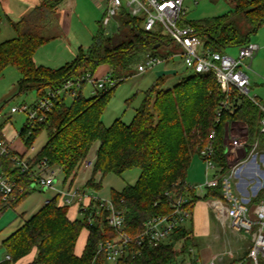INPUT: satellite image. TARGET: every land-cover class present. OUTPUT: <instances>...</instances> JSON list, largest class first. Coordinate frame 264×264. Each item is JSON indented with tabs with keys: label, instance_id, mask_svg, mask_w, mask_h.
<instances>
[{
	"label": "trees",
	"instance_id": "trees-1",
	"mask_svg": "<svg viewBox=\"0 0 264 264\" xmlns=\"http://www.w3.org/2000/svg\"><path fill=\"white\" fill-rule=\"evenodd\" d=\"M58 3L59 0H38L20 20H10L17 36L0 43V77L8 68H16L21 74L18 94L36 91L37 98L48 87L60 86L84 73L94 74L103 64L109 65L119 80L115 86L89 98L83 94L86 86L83 84L77 96L61 97L44 123L34 127L25 123L20 136L28 150L42 131L47 132L45 145L30 163L47 159L50 164L61 167L65 178L73 182L93 145L99 143L93 174L85 188H101V180L96 182L98 172L104 177L109 173L122 175L131 169H140L135 184L127 185L121 192L113 190L111 194L115 206L125 211L126 229L134 238L130 255L117 264L175 262L188 255L189 247L195 245L191 231L182 225L174 230L167 243L139 246L136 239L144 229V222L170 214L173 200L181 196L186 197L183 207L189 211L199 200L222 198L220 186L206 187L204 195L199 196L187 183L192 159L196 155L200 157L201 150L211 144L216 152V162L227 168L223 140L226 124L232 120L246 123L250 140L258 141L264 148V132L260 131L259 125L261 111L243 97L236 111H224L218 122L217 112L225 96L216 77L211 73L192 72L170 88H163L166 78L159 77L146 92L130 123L118 118L107 126L102 120L103 114L114 90L126 80L137 57L151 52L167 58L178 48L171 50L169 36L145 31L142 18L132 17L122 10L117 17L119 30L116 34H106L101 26L90 46H80L73 60L57 68L37 64V50L54 38L43 28ZM189 23L196 29L204 48L225 52L252 40L264 25V0H235L233 10ZM69 98L72 99L70 102ZM3 129L4 124H0V141L8 144ZM212 131L216 132L214 139L211 138ZM0 160L17 185L13 198L4 200L0 195L1 218L35 188L33 179L16 167L10 156L2 155ZM69 210L70 207L62 205L58 197L52 198L2 242L11 260L1 264H19L33 254L34 259L26 264H107L104 253H98V245L117 237L107 223L108 213L102 211L90 223L86 218L72 219ZM85 229L88 238L78 255L77 247ZM247 259L248 252L240 259L241 264H246Z\"/></svg>",
	"mask_w": 264,
	"mask_h": 264
},
{
	"label": "built area",
	"instance_id": "built-area-1",
	"mask_svg": "<svg viewBox=\"0 0 264 264\" xmlns=\"http://www.w3.org/2000/svg\"><path fill=\"white\" fill-rule=\"evenodd\" d=\"M185 1L105 0L102 25L108 26L122 10H126L132 17L142 18V28L145 31L169 36L178 50L167 58L147 52L145 61L138 64L137 69L140 73L179 56L187 70L199 74L211 73L216 77L225 96L217 112L218 122L224 111L234 113L241 103V98L246 97L259 107L262 115L259 121L260 131L264 132V101L258 94L251 95L252 82L248 74L260 45L250 40L238 46L237 55L204 48L196 29L189 23ZM118 80L112 72L100 78H96L91 73H84L67 80L60 86L48 87L34 103L13 106L10 113L24 112L27 116L26 125L34 127L46 121L48 113L61 97L77 96L83 84L92 85L97 93L115 86ZM3 117L4 114L0 110V119ZM215 136L216 132L212 131L211 138L214 139ZM233 143L244 151L250 149V152L240 158L234 156V159H231L233 161L227 163V168L216 162L213 145L210 144L201 150L200 158L205 164L207 179L194 188L221 187L222 198L211 201L218 220L223 225H228L243 239H246V235H250L251 244L246 264H261L264 260V151L257 150L258 142L244 143L236 138ZM36 150L33 144L27 154L22 155L13 151L9 144L0 141V156H10L15 161L16 167L33 179L34 188L51 190L55 192L54 197H58L62 205L77 208L80 215L78 218H86L93 223L96 215H100L104 210L108 213L107 223L115 230L117 237L101 241L98 245V253H104L107 264H117L122 258L130 255V246L134 238L126 229L125 211L117 208L112 199H104L98 193H91L85 186H78L71 180L64 182L63 189L57 190V177L62 172V168L50 164L47 159L31 164L30 161L35 157L32 153H36ZM229 152L230 148L226 146L225 154ZM82 166L93 169L95 159L87 158ZM16 187V181L6 173L0 160V195L4 200L13 198ZM167 195L171 193L167 192ZM51 200L52 198L48 199L46 204ZM185 202V196L175 198L171 204L170 214L155 216L145 221L144 229L136 239L137 244L158 246L167 243L174 230L191 217V211L183 207ZM227 253L215 255L209 262L203 264H219L221 257ZM7 260H11L10 255H7ZM241 262L238 260L233 264H241ZM170 264H196V262L193 258H187Z\"/></svg>",
	"mask_w": 264,
	"mask_h": 264
},
{
	"label": "rangeland",
	"instance_id": "rangeland-1",
	"mask_svg": "<svg viewBox=\"0 0 264 264\" xmlns=\"http://www.w3.org/2000/svg\"><path fill=\"white\" fill-rule=\"evenodd\" d=\"M65 1L66 0H60L57 9L45 20L46 26L43 30L46 34L54 38L37 50L35 54V61L37 64L51 67L62 66L75 58L80 46L83 48L90 46L101 26L103 27V31L108 35L116 34L119 30L118 15L114 17L108 26L104 27L102 25L103 14L98 8L99 4L102 5V0H97L98 3L94 0H73L75 3L72 6L64 4ZM195 1H197V3H195ZM37 2L38 0H0V43L17 36L10 20H20L32 10ZM186 6L188 20L194 21L222 15L233 10L235 8V0H186ZM252 40L260 45V50L252 60L251 69L248 70L252 82L251 95L258 94L264 101V25H262L257 34L252 37ZM169 48L174 50L176 45L174 43L170 44ZM225 52L229 55H237L238 47L229 48ZM145 54L146 53H143L137 57L127 72L126 80L121 82L114 90V95L103 114V121L107 126L111 125L117 118H122L126 123H130L136 114V110L142 105L146 92L159 77L166 78L165 83L162 85L163 88H170L176 84L181 77L192 73V71L186 69L179 56L174 57L168 62H163L155 67L148 68L145 72L140 73L137 67L138 64L145 61ZM20 78V72L14 67L8 68L4 75L0 77V109H2L4 113V117L0 119V124H4L5 134L8 138H14V130L19 132L27 119L24 112L11 114V108L23 104L30 105L36 99V91H30L21 95L18 94V81ZM95 93L96 92L90 84H87L83 89V94L87 98L92 97ZM71 100V98L68 99L69 102ZM249 136L250 134L246 123L239 120H232L226 124L223 143L225 147L228 146L230 148V152L225 154L227 163L233 161L231 159H234V156L240 158L250 152L248 144L246 145L248 150L244 151L243 148H238V146L233 143V140L236 138L241 139L244 143H252L253 141L250 140ZM16 139L22 141L21 137H17ZM46 141L47 132L44 130L34 142L38 151L43 148ZM95 146L96 143L89 153V160H94L96 154ZM257 150L259 152L264 151V148L259 144ZM195 159L199 161L198 158ZM78 172L77 182L83 183L92 177L93 169H86L81 165ZM140 174L141 171L138 168L131 169L122 175L109 173L104 177L98 172L96 175V182L101 180V188L99 190L91 188L89 191L91 193H98L100 197L104 199H111L113 190L121 192L127 185L135 184ZM68 180L71 179H66L64 173L60 172L57 177V190L63 189L64 182ZM187 183L190 186H194L195 184L194 181H191V173ZM54 194L55 192L51 190L43 191L35 188L34 192L25 198L20 203L21 205L19 204L20 207L18 209L17 207L19 205L11 209L15 210L17 213L27 211L29 215L44 204L47 199L54 197ZM9 217H13V215ZM20 224L21 217H17L15 221L2 229L0 231V241L2 238L14 232ZM186 225L188 226L189 223ZM226 234L232 242L231 245L237 250V254H235L238 256V260H240L244 256V253L249 251V246L251 244L250 235H246V239L241 242L239 236L229 228H227ZM87 238L88 231L85 229L80 236V247ZM29 259L30 256L26 257L20 264H26ZM178 260L182 259L179 258Z\"/></svg>",
	"mask_w": 264,
	"mask_h": 264
},
{
	"label": "crops",
	"instance_id": "crops-1",
	"mask_svg": "<svg viewBox=\"0 0 264 264\" xmlns=\"http://www.w3.org/2000/svg\"><path fill=\"white\" fill-rule=\"evenodd\" d=\"M94 1L96 3H98L97 0H94ZM102 1H103L102 5L99 4L98 8H99L100 12L103 14V8L105 5V0H102ZM74 3L75 2H73V0H66L64 4H66L67 6H70V5L72 6ZM195 3H197V1H195ZM185 5H186V1H185ZM53 68H57V67H53ZM111 72H112L111 67L107 64H103V65L99 66V68L94 73V76H96L97 78H100V77H103L104 75H107L108 73H111ZM36 100H37V94H36L35 101ZM0 110L2 111V109H0ZM2 113H3V111H2ZM102 120H103V117H102ZM23 126H22V128H23ZM22 128H21V130H22ZM21 130L19 132L14 130V138H8L6 136L5 127L3 129V133H4V136L6 137V140H7L6 142L10 145V147L13 149V151H15L16 153H19V154H27V152L29 150L27 149L24 141L23 140L18 141L16 139L17 137H21L20 136ZM98 146H99V143H96V146H95L96 152H97ZM39 152L40 151L36 150V153H32V156H34V155L36 156ZM195 158H198L199 161H197ZM94 159H96V154L94 156ZM190 173H191V181L195 182L194 186L192 185V187H196L197 185L203 184L207 179L205 164L198 155L194 156L192 159V163H191V166H190V169L188 172L187 182L189 181ZM78 175H79V172H78V174H77V176L73 182L78 186H81V187L85 186L89 179L86 182L78 183L77 182ZM196 190H197V195H199V196H203L205 193L204 189H197L196 188ZM46 201L38 209H36L34 212H32L29 215L27 214L28 213L27 211L26 212L24 211L22 213H17L13 209L7 210L5 212V214L0 218V231L2 229L6 228L11 222L15 221V218L21 217V224L18 226V228H19L20 226H22V224L26 220H28L30 217H32L34 214H36L46 204ZM211 201H212V199L199 200L194 205V207L191 211V217L189 219H187L185 221V223L183 224L184 227H186L188 230L191 231V234L195 239V245L190 246L189 247V254L181 257V259L184 260L187 258H193L195 260L196 264H203V263L209 262L210 259L215 255H218V254H221L224 252H228L227 254H225L221 257L222 262L220 261L219 264L236 263L239 259V258H237L238 256L236 255L237 250L235 249V247H233V245H231L232 242L229 239L228 235L226 234L227 228H229L234 233H236V232L233 231L228 225H223L218 220L216 213H215L214 209L212 208ZM20 205L17 207V209L20 207ZM10 215H13V217H9ZM69 215L72 219H77L80 216L78 213V209L75 207H70ZM187 223H189L188 226L186 225ZM14 232H12V233H14ZM9 236H7V237H9ZM238 236H239V238H240L239 240L241 242H242V240H245L240 235H238ZM7 237L2 238V240L0 241V264L3 261L7 260V255H9L8 252L6 251V249L2 246V242ZM84 245H85V241H84V244L82 243L81 247H80V245H78V247H77V254L78 255H81L83 248H84ZM33 259H34V254L30 255V259L26 263L31 262ZM22 260L19 262V264L22 262Z\"/></svg>",
	"mask_w": 264,
	"mask_h": 264
}]
</instances>
